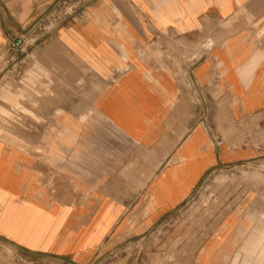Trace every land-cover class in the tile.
Listing matches in <instances>:
<instances>
[{
    "label": "crops",
    "instance_id": "obj_1",
    "mask_svg": "<svg viewBox=\"0 0 264 264\" xmlns=\"http://www.w3.org/2000/svg\"><path fill=\"white\" fill-rule=\"evenodd\" d=\"M69 1L0 0V57L35 55L26 114L0 120V241L88 264L264 158V0H85L60 20ZM263 241L230 212L190 264H264Z\"/></svg>",
    "mask_w": 264,
    "mask_h": 264
},
{
    "label": "rangeland",
    "instance_id": "obj_2",
    "mask_svg": "<svg viewBox=\"0 0 264 264\" xmlns=\"http://www.w3.org/2000/svg\"><path fill=\"white\" fill-rule=\"evenodd\" d=\"M84 4L85 0L62 4L58 7L60 20L71 16ZM33 52L29 49L17 52L13 48L8 56L0 57V120L17 121L26 114L24 74L29 58L35 56ZM234 211L250 217L253 223H264V158L213 171L188 202L162 225L147 235L107 248L88 264H190L188 255L201 236ZM257 258H253V262H257ZM0 264L74 263L26 253L0 241Z\"/></svg>",
    "mask_w": 264,
    "mask_h": 264
}]
</instances>
